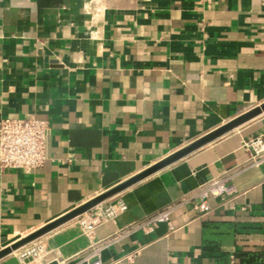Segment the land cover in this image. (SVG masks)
Segmentation results:
<instances>
[{
    "label": "crops",
    "instance_id": "0c3cea01",
    "mask_svg": "<svg viewBox=\"0 0 264 264\" xmlns=\"http://www.w3.org/2000/svg\"><path fill=\"white\" fill-rule=\"evenodd\" d=\"M261 104L264 0H0V119L49 125L44 165L0 174V251ZM255 138L264 114L103 201L127 210L102 264H264ZM213 180L232 197L196 208ZM76 220L44 236L61 264H84Z\"/></svg>",
    "mask_w": 264,
    "mask_h": 264
},
{
    "label": "built area",
    "instance_id": "2783aa9c",
    "mask_svg": "<svg viewBox=\"0 0 264 264\" xmlns=\"http://www.w3.org/2000/svg\"><path fill=\"white\" fill-rule=\"evenodd\" d=\"M49 132L46 121L34 116L5 117L0 119V174L7 170L30 173L42 167L46 161L45 144ZM249 150L251 162L255 166L264 165V141L259 138L243 142ZM233 189L222 180H213L202 186L197 192L199 206L203 209L208 198H231ZM127 210V205L120 199L100 203L77 217L76 226L81 235L88 241L86 249L78 255L84 264H102L101 250L109 240H98L95 237L97 228L105 223L113 222ZM169 223V210L159 212L137 227L143 231L151 230L152 225ZM18 264H61L60 253L49 248L43 236L31 241L13 252ZM52 259L47 261L46 258Z\"/></svg>",
    "mask_w": 264,
    "mask_h": 264
},
{
    "label": "water",
    "instance_id": "95a60500",
    "mask_svg": "<svg viewBox=\"0 0 264 264\" xmlns=\"http://www.w3.org/2000/svg\"><path fill=\"white\" fill-rule=\"evenodd\" d=\"M264 114V104L257 106L248 112L240 115L236 119L224 124L223 126L217 128L216 130L210 132L209 134L199 138L192 144L188 145L187 147L171 154L170 156L166 157L165 159L159 161L158 163L150 166L146 170L142 171L141 173L137 174L136 176L126 180L125 182L119 184L118 186L110 189L109 191L97 196L96 198L90 200L89 202L75 208L74 210L70 211L69 213L65 214L64 216L50 222L49 224L39 228L38 230L34 231L33 233L25 236L24 238L18 240L14 244L10 245L9 247L0 251V259L13 253L14 251L20 249L21 247L25 246L26 244L30 243L33 240H36L46 234L54 231L55 229L61 227L62 225L76 219L80 215L84 214L85 212L89 211L94 206L102 203L103 201L107 200L108 198L114 196L115 194L123 191L124 189L144 180L145 178L151 176L152 174L170 166L171 164L177 162L178 160L182 159L183 157L191 154L192 152L200 149L201 147L205 146L206 144L220 138L221 136L225 135L226 133L233 131L234 129L238 128L239 126L253 120L254 118Z\"/></svg>",
    "mask_w": 264,
    "mask_h": 264
},
{
    "label": "trees",
    "instance_id": "16d2710c",
    "mask_svg": "<svg viewBox=\"0 0 264 264\" xmlns=\"http://www.w3.org/2000/svg\"><path fill=\"white\" fill-rule=\"evenodd\" d=\"M237 257L239 258V264H252L254 262V258L248 259V254H238Z\"/></svg>",
    "mask_w": 264,
    "mask_h": 264
}]
</instances>
